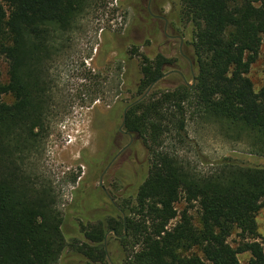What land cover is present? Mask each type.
Returning a JSON list of instances; mask_svg holds the SVG:
<instances>
[{
  "label": "trees",
  "instance_id": "16d2710c",
  "mask_svg": "<svg viewBox=\"0 0 264 264\" xmlns=\"http://www.w3.org/2000/svg\"><path fill=\"white\" fill-rule=\"evenodd\" d=\"M168 2L169 19L191 31L195 82L161 92L154 85L126 110L123 131L143 140L150 167L135 205L121 208L119 238L106 253L104 222L81 225V237L68 238L54 188L35 173L58 114L51 65L97 0H0V60L7 64L5 81L0 73V264H58L65 251L84 264H242V253H249L247 264H264L256 223L264 167L223 158L204 174L166 145L183 143L193 118L218 125L225 138L264 158V87L256 91L248 77L264 40V0ZM118 49V59L127 58ZM138 52L131 43L127 59L137 57L140 75L122 83L134 92L125 107L170 63L160 53ZM180 199L187 205L178 211ZM234 232L235 247L228 242Z\"/></svg>",
  "mask_w": 264,
  "mask_h": 264
},
{
  "label": "rangeland",
  "instance_id": "374dc122",
  "mask_svg": "<svg viewBox=\"0 0 264 264\" xmlns=\"http://www.w3.org/2000/svg\"><path fill=\"white\" fill-rule=\"evenodd\" d=\"M146 4L147 0H97L82 18L69 48L51 65L57 85L54 110L58 114L52 117L40 159L34 162L35 173L50 183L58 196L62 227L68 238L79 239L81 225L96 228L102 221L107 251L116 246L114 227L124 216L121 208L135 205L137 188L150 167L143 140L119 131L123 110L134 100V92L124 89L122 83H134L140 75L137 57L127 59L131 43L138 44V53L150 57L160 53L171 59L176 66L167 67L164 73L178 69L184 75V81L172 73L158 80L154 85L159 92L172 90L179 83L191 85L196 76L190 57L189 27L169 19L172 9L168 0L152 1V9L159 10L168 21L166 34L181 38L180 51L178 38L168 39L164 35L163 21L147 16ZM118 47L127 52L124 60L118 59ZM0 73L5 81L7 64L3 59ZM248 77L256 91L264 87V40ZM186 127L183 143L173 140L166 145L197 171L205 174L223 158L264 167V158L251 155L243 144L225 138L218 125L190 118ZM186 205L180 199L177 210ZM189 211L196 224L197 207ZM256 223L258 240L264 245V207L258 212ZM238 241L237 232L228 238L234 247ZM238 258L247 264L249 253L239 254ZM78 263L82 262L71 258L69 251L58 262Z\"/></svg>",
  "mask_w": 264,
  "mask_h": 264
},
{
  "label": "flooded vegetation",
  "instance_id": "af4514ba",
  "mask_svg": "<svg viewBox=\"0 0 264 264\" xmlns=\"http://www.w3.org/2000/svg\"><path fill=\"white\" fill-rule=\"evenodd\" d=\"M152 1L153 0H147V4H146V14H147V16L150 18V19H152V20H155V21H158V22H161V21H163V31H164V35L166 36V38H168V39H171V38H178V41H179V43H180V46H179V50L181 51V44H182V41H181V38L179 37V36H170V35H167L166 34V29H167V24H168V21H167V19L165 18V17H163L162 15H161V13L159 12V10H155V9H152V5H151V3H152ZM147 55V54H146ZM155 56V55H154ZM153 56V57H154ZM153 57H150V58H153ZM184 57V56H183ZM165 58H167V57H165ZM187 59V58H186ZM169 61H170V63H169V65H168V67H173V66H176V65H174V63L172 62V60L171 59H169ZM189 61V63H187L188 64V66H189V70H190V72L193 74V70H192V68H193V66H192V64H191V61L190 60H188ZM179 68V67H178ZM170 71H179L178 69H172V70H170ZM172 74H176V73H172ZM184 76V75H183ZM183 78V77H182ZM159 79V78H158ZM183 81H184V79H183ZM153 87V86H152ZM134 102V101H133ZM131 104V103H130ZM132 106V105H131ZM128 107V106H127ZM127 107H125L124 108V110L127 108ZM129 108V107H128ZM127 108V109H128ZM124 110H123V112H124ZM122 119H123V117H122ZM120 127V126H119ZM127 137H129L127 134H130V133H125V132H123ZM130 136L132 137V135L130 134ZM130 137V138H131ZM122 216H123V214H122ZM117 238H119L117 235H116V239ZM104 244H105V239H104ZM105 249H106V245H105ZM106 253H108L107 252V250H106ZM78 264H84V263H78Z\"/></svg>",
  "mask_w": 264,
  "mask_h": 264
},
{
  "label": "water",
  "instance_id": "95a60500",
  "mask_svg": "<svg viewBox=\"0 0 264 264\" xmlns=\"http://www.w3.org/2000/svg\"><path fill=\"white\" fill-rule=\"evenodd\" d=\"M170 73H176V74H178V75H180L181 77H183V75H182V73L180 72V71H170V72H167V73H164V74H162V76L159 78V79H157L155 82H153L148 88H147V90L138 98V99H136L134 102H132L131 104H129L128 105V107L129 106H131V105H133V104H135V103H137V102H139V101H141V100H143L146 96H147V94L150 92V90H151V88H152V86L158 81V80H160V79H162V78H164L165 76H167L168 74H170ZM183 79H184V77H183ZM193 83H194V78H193ZM192 83V84H193ZM187 84V83H186ZM192 84L191 85H188V86H192ZM127 107V108H128ZM127 108L124 110V112H123V119H122V122H121V124H120V127H119V131H121V132H123V130H122V128H123V126H124V124H125V117H126V110H127ZM129 137H131L130 136V134H127ZM119 154V153H118ZM100 181H101V177H100ZM124 217V216H123ZM111 264V263H110Z\"/></svg>",
  "mask_w": 264,
  "mask_h": 264
}]
</instances>
